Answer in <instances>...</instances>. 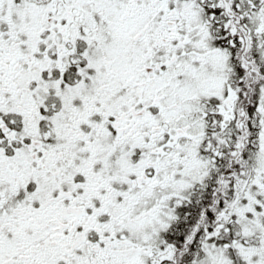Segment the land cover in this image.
Masks as SVG:
<instances>
[{
    "label": "snow or ice",
    "instance_id": "snow-or-ice-1",
    "mask_svg": "<svg viewBox=\"0 0 264 264\" xmlns=\"http://www.w3.org/2000/svg\"><path fill=\"white\" fill-rule=\"evenodd\" d=\"M0 264H264V0H0Z\"/></svg>",
    "mask_w": 264,
    "mask_h": 264
}]
</instances>
